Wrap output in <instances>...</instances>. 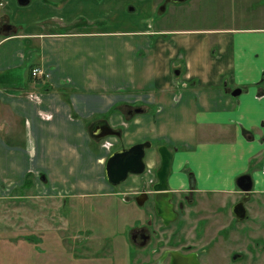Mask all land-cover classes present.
<instances>
[{"label": "crops", "instance_id": "0c3cea01", "mask_svg": "<svg viewBox=\"0 0 264 264\" xmlns=\"http://www.w3.org/2000/svg\"><path fill=\"white\" fill-rule=\"evenodd\" d=\"M77 2L64 1L62 11L55 5L50 19L60 22L48 29L14 26L0 0V26L14 27L0 31V198L8 195L1 201L17 198L14 191L23 197L30 182L32 190L52 195L54 206L72 211L49 222L45 212L21 208L16 231L17 210L8 207L0 214V264L5 248H20L19 264H87L67 248H89L92 204L109 205L118 191L138 196L154 180L161 144L174 152L170 189L177 197L191 192L189 207L209 212L202 218L239 202L245 193L238 178L246 174L253 182L248 213V204L260 207L257 198L264 204V22L199 29L205 36L196 38L187 28L155 30L174 36L152 44L148 29L121 38L124 32L104 20L80 18ZM37 66L49 78L34 79ZM135 108L142 111L130 114ZM100 124L120 136L98 137ZM145 141L153 144L146 172L112 185L109 156ZM210 195L217 209L209 206Z\"/></svg>", "mask_w": 264, "mask_h": 264}, {"label": "rangeland", "instance_id": "374dc122", "mask_svg": "<svg viewBox=\"0 0 264 264\" xmlns=\"http://www.w3.org/2000/svg\"><path fill=\"white\" fill-rule=\"evenodd\" d=\"M64 1L68 0H31L29 5L22 6L18 0H3L2 10L7 12L14 26L21 25V27L30 28L43 25L48 29H55L60 21L51 20L50 17L54 13L55 5L61 11L65 8ZM77 1L74 8L84 9L78 14L80 18L104 20L106 27L124 32L122 34L125 36L121 38H138L139 36L135 35L138 30L148 29L150 31L145 34H148V38L152 39V44L159 38L169 39L174 36L151 32L155 30L187 28L194 30L190 31L188 37L196 38L205 36L196 34L199 29L211 31L210 29L214 27L215 29L245 28L256 24V22H264V0L262 2L261 0H189L181 6L172 8L171 15L161 12L159 16H164L161 20H153L154 23L143 21L146 14L139 13L138 6H136L135 12L132 11L127 0ZM207 30H203V32L206 33ZM217 37L218 34L210 35V38L213 39ZM156 171L152 174L154 183L157 182ZM26 187L28 193L23 194V197H20L18 191H14V194L18 195L14 200L8 198V203H6L1 200L7 198L8 195L0 198V214L8 211V207L9 211L15 208L17 210L16 231L21 227V208H31L37 213L45 212L46 215L48 214L49 222L54 217L57 218L56 216L63 217L64 215L68 218V215L72 213L68 204L62 208L54 206L52 195L40 194L34 187L32 190L30 182ZM146 189H149L147 185L143 190ZM136 197V194L119 195L118 191L117 195L112 197L113 201L109 205L103 203L99 205L94 202L91 206L92 219L86 231L92 239L89 248L67 249L77 256V260L85 261L87 264H116L118 260H120L118 264H140L141 259L147 261L144 254H150L153 248H156V254L152 258L160 255L165 248H179L186 244L183 247L189 246L202 251L205 264H264V204L260 202L261 197L256 199L260 207L248 204L252 212L250 211L249 217L242 221L231 213L234 206L230 203L222 208L221 214L202 218L209 212L198 211V205L189 207L183 197H176L174 203L179 217L168 227L163 224L160 217L154 215L152 197L144 205H139ZM210 199L209 206L217 209L219 201L212 195H210ZM181 202H183L184 208ZM225 213L228 214V217L222 218ZM4 223L5 219H0L1 226ZM139 227L146 228L148 235L151 233V240L146 247H141L132 239V232ZM221 227L223 230L218 232ZM100 236L106 241L107 245L104 248L99 243L98 237ZM82 238L84 235L79 237V243L82 242ZM233 252L237 254L236 258L232 257ZM23 255L20 248H14L13 252L9 248L2 250L4 264H10L8 261L19 264Z\"/></svg>", "mask_w": 264, "mask_h": 264}, {"label": "water", "instance_id": "95a60500", "mask_svg": "<svg viewBox=\"0 0 264 264\" xmlns=\"http://www.w3.org/2000/svg\"><path fill=\"white\" fill-rule=\"evenodd\" d=\"M176 2H184L186 0H174ZM22 6L29 5L31 0H18ZM9 26V24H8ZM242 92L241 88L233 90L231 94L238 96ZM142 108H135L129 111L130 114L141 112ZM94 132L98 137L104 138L108 135L120 136V132L112 129L107 125H97ZM98 131H103L102 133ZM151 141L139 142L132 146L118 149L112 152L106 163V176L112 185H119L126 181L130 175H141L147 169L145 161L146 151L152 147ZM158 152L161 157V164L156 171L157 182L152 186L154 194V211L155 214L162 219L165 226H169L178 217L175 209L174 192L170 189L169 179L172 173V164L174 161V152L165 144L158 146ZM238 186L245 193V196L237 202L233 207V213L238 220H245L248 217V209L245 205L246 200L250 197L253 188L252 177L248 174L238 178ZM191 194V192H190ZM149 194L141 192L136 201L139 205H143L148 199ZM170 256L172 264H200L197 262L196 254L184 255L178 251L166 252L162 259Z\"/></svg>", "mask_w": 264, "mask_h": 264}, {"label": "flooded vegetation", "instance_id": "af4514ba", "mask_svg": "<svg viewBox=\"0 0 264 264\" xmlns=\"http://www.w3.org/2000/svg\"><path fill=\"white\" fill-rule=\"evenodd\" d=\"M188 1L189 0H186L184 2H176L174 0H156V1L155 0H127V3H128V6L131 5V10L134 11V12L136 11V8H137L136 6H138V8L140 9L139 10V13L146 14L145 16L147 17V19L149 21H152L153 22V20H155V21L161 20V18L164 16V15H160L159 16V14L161 12H164L165 15L167 13L169 15H171L172 14V8L174 9V7L181 6L182 4L187 3ZM8 24H9V26H8ZM13 30H14L13 25H11L10 23H7V22H4L2 24V26H0V31H13ZM99 132L102 133L103 131H99ZM153 184H154V180H153V182L150 183V185H148L149 189H146V190H142L141 191V192H146V193L149 194L148 199L150 197L153 198V196H154V194L152 193V189H153L152 186H153ZM176 197H177V195L174 192V199ZM181 197H183L184 200L187 201V204L188 205L192 201L191 195L189 193H185ZM181 204H182V207L184 208L183 202H181ZM245 205H246V202H245ZM175 209H176V207H175ZM154 213H155V211H154ZM154 215L156 216V214H154ZM178 217H179V214H178ZM178 217L176 218V220L178 219ZM166 227H168V226H166ZM132 239H133V241L136 244L140 245L141 247H143V246L146 247L147 244H148V242L151 240V233H150V235H148V231H147L146 228L139 227V228L134 229V231L132 232ZM184 245H186V244H184ZM184 245H182L179 248H165V249H163V251H162V253L160 255L152 258V256L156 254V248H153L152 251L150 252V254H147V255L144 254V257H147V261L141 259V263L140 264H150L151 261H152V264H172V259H171L170 256H167L164 259H162L163 255L166 252H169V251H178L179 253L184 254V255L196 254L197 262L200 263V264H205V262L203 261L202 251H200L197 248H191L189 246L188 247L187 246L186 247H183ZM236 256H237V254H235V252H233L232 253V257H235L236 258Z\"/></svg>", "mask_w": 264, "mask_h": 264}, {"label": "built area", "instance_id": "2783aa9c", "mask_svg": "<svg viewBox=\"0 0 264 264\" xmlns=\"http://www.w3.org/2000/svg\"><path fill=\"white\" fill-rule=\"evenodd\" d=\"M32 77L36 80H45L49 78L50 74L43 70L41 67L37 66L31 70Z\"/></svg>", "mask_w": 264, "mask_h": 264}, {"label": "trees", "instance_id": "16d2710c", "mask_svg": "<svg viewBox=\"0 0 264 264\" xmlns=\"http://www.w3.org/2000/svg\"><path fill=\"white\" fill-rule=\"evenodd\" d=\"M79 24H83V22H78V23H76L73 27H78Z\"/></svg>", "mask_w": 264, "mask_h": 264}]
</instances>
